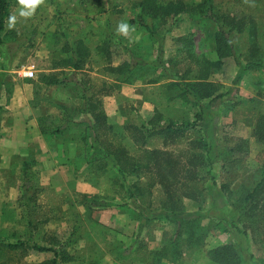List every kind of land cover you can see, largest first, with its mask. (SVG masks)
Listing matches in <instances>:
<instances>
[{
	"label": "rangeland",
	"instance_id": "374dc122",
	"mask_svg": "<svg viewBox=\"0 0 264 264\" xmlns=\"http://www.w3.org/2000/svg\"><path fill=\"white\" fill-rule=\"evenodd\" d=\"M141 1L41 0L25 18L18 0H11L0 45V238L30 237L42 244L69 239L62 264H219L207 250L223 244L241 253L238 264H264V190L253 218L236 209L264 168V142L256 133L261 123L264 135V65L253 64L264 57V0H179L186 7L158 25L160 38L130 23L141 12ZM207 8L254 19V39L247 30L232 35L238 62L216 54L217 25L203 15ZM10 16L16 17L11 29ZM122 22L130 25L126 37L116 31ZM99 47L109 49L110 63ZM77 48L82 55L75 69ZM131 57L155 63L129 74L110 69L124 70ZM217 59L220 67L209 66L199 78L203 61ZM28 67L32 77L19 74ZM199 79L213 83L215 95L227 94L211 104L210 98L199 100L204 112L197 128L174 138L159 133L135 141L126 127L147 123L155 112L191 120L199 107L181 102L169 85ZM82 93L106 115L111 129L103 137L112 151L138 158L159 149L179 160L167 192L151 173L128 172L126 182L143 188L128 198L108 159L105 168L100 161L87 162L93 150L86 152L81 139L90 117L82 111ZM200 139L208 152L197 146ZM24 161L32 164L31 187L22 198ZM222 183L230 191H222ZM221 221L242 229L247 222L248 228L224 231ZM51 257L0 246V264H40Z\"/></svg>",
	"mask_w": 264,
	"mask_h": 264
},
{
	"label": "trees",
	"instance_id": "16d2710c",
	"mask_svg": "<svg viewBox=\"0 0 264 264\" xmlns=\"http://www.w3.org/2000/svg\"><path fill=\"white\" fill-rule=\"evenodd\" d=\"M11 5V0H0V45L3 44V35L2 32L5 29V22L9 15V9ZM186 6L177 0V1H166L161 2L158 0H143L140 3L141 12L136 15L134 19L130 20L131 24H136L145 29V31L152 37L160 38L157 27L159 24H163L168 21L170 17L175 16L177 13L184 10ZM205 17L210 20L215 21L217 31L215 32V50L219 58L224 56H232L236 61L238 56L236 54L235 45L232 40V35L235 33H240L247 30L248 35H250L251 40L255 38L256 29L255 21L251 17L242 16L237 17L231 14H221L218 15L217 12L213 11L210 8L204 9ZM100 52L103 53L104 58L108 63L111 62L110 51L107 48L99 47ZM76 56L78 54L77 60H75L71 65L73 68H80V57L82 52L77 48L74 51ZM162 46L159 48V53L156 58L157 62H160L162 59ZM132 62H126L125 69L123 70L122 65L118 67H110L112 71L115 72H126L131 73L137 67H143L155 63L153 61L148 62L140 60L134 57H131ZM136 60V61H135ZM140 60V61H138ZM201 66L199 78H203L207 72V69L211 67L218 68L221 65V61L217 59L216 61H208ZM238 62V61H237ZM251 61H248L245 64V67L251 65ZM257 65H264V57L259 61H254ZM147 63V64H144ZM149 63V64H148ZM171 88L177 91L176 97L180 99L183 103H193L197 104L199 110L195 112L191 120L176 121L171 119H165L159 112H155L147 121L139 126L131 125L127 126L131 131L135 141L144 143L147 137H150L153 134H162L164 138H174L175 136L181 135L187 129H194L199 126L200 122L203 119V108L199 103V100L210 98L208 104L212 102H220L226 96L227 93H219L215 95V89L213 83L206 80H197V81H172L169 85ZM81 99L84 100V106L82 111L89 114V119L85 125V129L81 134L82 143L85 151L91 149L92 156L87 159V162L90 164H96L99 161L100 166L104 168L107 166V162H104V159H108L113 167L114 171L117 174L121 175L124 183H121V186L126 189L128 198H135L137 194H140L143 188L136 182L127 183L126 174L130 173H143L147 171L155 176V179L161 184L164 190L167 192L170 188L171 182L173 179L176 180L177 177V167L180 164L179 160L171 158L170 154H167L164 151L159 149H153L150 152H145L138 158L127 157L125 154L119 153L110 149L111 143L103 137L105 132H108L111 129V125L107 123V118L104 112L100 109L99 102L96 103L92 101L86 93L81 94ZM65 116V115H64ZM65 120H67L65 116ZM40 131L42 133L46 132V127L40 125ZM256 133L264 142L263 130L261 128V123L256 126ZM197 146L202 150L208 152L207 142L203 139L197 141ZM123 152V150H121ZM101 154L102 157H97L96 154ZM103 160V161H102ZM31 166L32 164L28 161L23 162L22 167V185L21 192L22 198L26 197V191L31 187ZM190 172V171H189ZM217 184L216 182L214 183ZM219 188L224 191H230L229 186L226 183H222ZM264 190V168L262 169L260 180L251 188L247 189L242 196L238 198L236 209L240 212V215H244L247 218H253L256 214L257 205H255L256 197L262 193ZM120 205H127L126 203ZM28 206V205H26ZM176 222L179 223L184 219V213L178 215ZM27 225L29 228L33 226V222L29 216L27 217ZM242 227L244 229L248 228V223L242 222ZM221 230H236L237 232H244L241 227L236 225V223L229 221V224L225 222H219ZM56 240V241H55ZM49 241L48 244H42L40 242L34 241L32 238L27 239H17L15 241H2L0 238V246L8 247L9 249H21L26 250L28 248L38 251V252H50L52 257L42 261L40 264H62L63 260L68 258L66 249H64L68 243L69 239L63 242H57V239ZM207 256L219 263V264H238L241 262L242 257L241 253L233 246V244H223L221 246L213 247L207 250Z\"/></svg>",
	"mask_w": 264,
	"mask_h": 264
},
{
	"label": "clouds",
	"instance_id": "9594fccd",
	"mask_svg": "<svg viewBox=\"0 0 264 264\" xmlns=\"http://www.w3.org/2000/svg\"><path fill=\"white\" fill-rule=\"evenodd\" d=\"M19 5L21 6V10L19 11V15L21 17H31L35 12L36 8L40 5L41 0H18ZM16 23V17L10 16L8 21V28L11 29L14 27ZM117 33L123 36H128L130 32V25L128 23L122 22L118 24Z\"/></svg>",
	"mask_w": 264,
	"mask_h": 264
},
{
	"label": "built area",
	"instance_id": "2783aa9c",
	"mask_svg": "<svg viewBox=\"0 0 264 264\" xmlns=\"http://www.w3.org/2000/svg\"><path fill=\"white\" fill-rule=\"evenodd\" d=\"M3 63L2 56L0 55V69ZM19 74H21L24 77H32L34 74V70L31 67H28L27 69H22L19 71Z\"/></svg>",
	"mask_w": 264,
	"mask_h": 264
},
{
	"label": "crops",
	"instance_id": "0c3cea01",
	"mask_svg": "<svg viewBox=\"0 0 264 264\" xmlns=\"http://www.w3.org/2000/svg\"><path fill=\"white\" fill-rule=\"evenodd\" d=\"M2 68H3V63H2L1 69H0V72H1Z\"/></svg>",
	"mask_w": 264,
	"mask_h": 264
}]
</instances>
